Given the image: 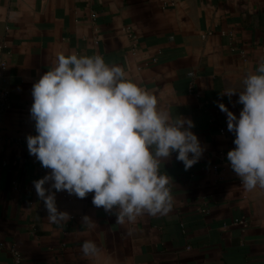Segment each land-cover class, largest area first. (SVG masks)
Instances as JSON below:
<instances>
[{"label":"crops","instance_id":"obj_1","mask_svg":"<svg viewBox=\"0 0 264 264\" xmlns=\"http://www.w3.org/2000/svg\"><path fill=\"white\" fill-rule=\"evenodd\" d=\"M0 44L8 64L0 85L10 91L0 124V264H14L15 251L23 264H264V189L246 190L231 169L235 137L218 108L239 115L243 81L264 61V0H0ZM60 52L101 55L160 107L194 122L199 161L186 171L174 153L160 164L169 213L117 224L116 209L95 207L93 193L60 191L58 210L71 219L49 223L33 182L50 170L26 137L36 134L32 86ZM85 215L93 226L82 224ZM86 240L97 255L82 254Z\"/></svg>","mask_w":264,"mask_h":264},{"label":"clouds","instance_id":"obj_2","mask_svg":"<svg viewBox=\"0 0 264 264\" xmlns=\"http://www.w3.org/2000/svg\"><path fill=\"white\" fill-rule=\"evenodd\" d=\"M243 83L236 101L243 106L239 115L222 102L218 108L235 137L227 160L241 185L251 191L264 189V61ZM236 92L221 95L231 98ZM31 95L36 134L28 135L26 143L29 154L50 170L33 182L49 223L71 219L58 210L60 191L81 199L93 193L95 207L116 209L117 224L135 222L144 213L165 215L173 197L161 162L176 153L187 171L205 151L190 118L160 107L121 66L109 65L99 54L58 53L33 84ZM82 224L91 227L93 220L85 215ZM81 251L88 257L99 249L86 240Z\"/></svg>","mask_w":264,"mask_h":264},{"label":"built area","instance_id":"obj_3","mask_svg":"<svg viewBox=\"0 0 264 264\" xmlns=\"http://www.w3.org/2000/svg\"><path fill=\"white\" fill-rule=\"evenodd\" d=\"M4 47L0 44V81L3 83L6 79V72L8 68V64L6 59L4 58ZM10 107V91L4 84L0 85V124L3 120V115L9 109ZM222 132H225L224 129ZM212 170L215 173H219L224 170V168L221 167L220 164H214L212 165ZM234 224L240 225L243 227H246V224L244 221L236 219L234 221ZM14 264H23L22 257L18 252H14Z\"/></svg>","mask_w":264,"mask_h":264}]
</instances>
